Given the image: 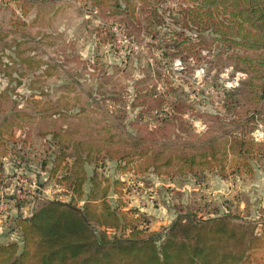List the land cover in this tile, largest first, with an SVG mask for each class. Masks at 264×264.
<instances>
[{"label":"rangeland","instance_id":"374dc122","mask_svg":"<svg viewBox=\"0 0 264 264\" xmlns=\"http://www.w3.org/2000/svg\"><path fill=\"white\" fill-rule=\"evenodd\" d=\"M149 1L158 15L151 24L138 13L142 0H128L139 21L131 27L124 0H0V242L18 241L15 218L43 202L82 207L105 196L144 235L219 219L249 245L246 264H264V150L248 159L251 170L223 175L157 173L137 157H114L136 151L135 140L169 152L192 133L224 138L244 124L264 143V112H252L264 73L248 86L250 74L216 48L220 37L190 0ZM200 39L208 45L199 54L164 62L161 43ZM210 225L194 234L214 233Z\"/></svg>","mask_w":264,"mask_h":264},{"label":"trees","instance_id":"16d2710c","mask_svg":"<svg viewBox=\"0 0 264 264\" xmlns=\"http://www.w3.org/2000/svg\"><path fill=\"white\" fill-rule=\"evenodd\" d=\"M124 1L130 26L133 27L132 23L139 25V21L134 19L136 9L128 0ZM190 1L192 7L189 10L194 17L202 19L207 16L213 32L220 37L216 48L226 46L230 50L228 57L236 61V68L250 74L247 85H252V78L264 73V0ZM156 6L154 1L142 0L137 10L138 13L144 12L143 19L150 22L158 16ZM116 7L119 8L118 5ZM216 14H222L227 22H214ZM161 44L160 53L166 56L164 62L167 64L173 55L182 54L183 58L197 55L202 46L208 45L202 39L194 42L166 40ZM156 73L160 78L161 73ZM259 90L264 98V82L260 89L253 90L257 102L253 104L252 112L260 116L264 112V101L258 100L256 91ZM175 99L177 102L173 106L180 113L176 106L180 100ZM163 100L160 97L156 101L160 104ZM242 115L238 111V119ZM248 129L244 124L240 131L233 130L224 138L192 133L189 140L169 152L162 149L150 152L139 147L135 140L130 147L136 151H122L114 157L126 164L137 157L144 168H153L157 173L174 171L200 175L206 170H216L223 175L227 169L249 171L251 164L248 159L264 150V143L254 141ZM4 153L5 150H0V155ZM99 202L79 207L75 199L70 203L50 200L41 203L29 217L17 216L14 221L20 239L0 242V264H233L237 259L246 264L250 259L249 245L241 248L242 237L238 236V230L218 225L222 223L219 219L200 225L192 224L193 220L192 223L174 222L164 234L144 235L138 228H131L129 222L124 223L121 212L110 208L105 196ZM208 224L214 233L206 230L202 234H194ZM217 227H222V230L217 231ZM109 229H122L123 234L111 236ZM230 242L234 243L228 246Z\"/></svg>","mask_w":264,"mask_h":264},{"label":"built area","instance_id":"2783aa9c","mask_svg":"<svg viewBox=\"0 0 264 264\" xmlns=\"http://www.w3.org/2000/svg\"><path fill=\"white\" fill-rule=\"evenodd\" d=\"M235 83L238 84V81L236 80Z\"/></svg>","mask_w":264,"mask_h":264}]
</instances>
